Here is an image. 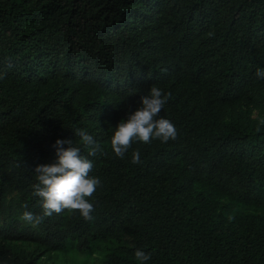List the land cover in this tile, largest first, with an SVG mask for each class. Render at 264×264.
Here are the masks:
<instances>
[{
    "label": "trees",
    "instance_id": "trees-1",
    "mask_svg": "<svg viewBox=\"0 0 264 264\" xmlns=\"http://www.w3.org/2000/svg\"><path fill=\"white\" fill-rule=\"evenodd\" d=\"M258 69L264 0H0V264H140L137 249L146 264H264ZM152 86L172 94L160 115L177 137L117 157L114 128ZM57 139L93 162L92 219L33 226L22 214H43L35 168L58 162Z\"/></svg>",
    "mask_w": 264,
    "mask_h": 264
},
{
    "label": "clouds",
    "instance_id": "clouds-1",
    "mask_svg": "<svg viewBox=\"0 0 264 264\" xmlns=\"http://www.w3.org/2000/svg\"><path fill=\"white\" fill-rule=\"evenodd\" d=\"M4 75L6 74L0 73V79L4 78ZM256 76L264 79V69H258ZM171 95L170 92L165 94L162 89L152 86L149 94L141 97V106L131 112L127 119L118 123L110 141L111 149L117 157L123 158L134 141L149 144L154 139L164 143L176 139L177 128L169 119L160 115ZM75 134L88 148V156H94L99 145L93 136L80 129H77ZM64 144L68 147L64 148ZM54 147L58 162L37 165L35 168L38 182L33 185V195L39 198L43 214L35 215L25 211L22 214L23 220L38 226L45 217L64 210L79 212L85 220H91V213L94 211L91 198L101 185L99 178L89 175L93 168L92 160L82 156L80 148L74 146L71 139H57ZM131 162L141 163L138 149L133 151ZM24 207L27 208V205ZM135 257L140 264H146L151 258V253L137 249Z\"/></svg>",
    "mask_w": 264,
    "mask_h": 264
},
{
    "label": "rangeland",
    "instance_id": "rangeland-1",
    "mask_svg": "<svg viewBox=\"0 0 264 264\" xmlns=\"http://www.w3.org/2000/svg\"><path fill=\"white\" fill-rule=\"evenodd\" d=\"M255 114V113H254Z\"/></svg>",
    "mask_w": 264,
    "mask_h": 264
}]
</instances>
